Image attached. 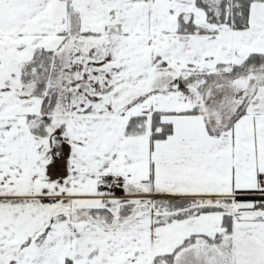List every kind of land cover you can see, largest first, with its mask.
Returning a JSON list of instances; mask_svg holds the SVG:
<instances>
[{
	"label": "snow or ice",
	"instance_id": "snow-or-ice-1",
	"mask_svg": "<svg viewBox=\"0 0 264 264\" xmlns=\"http://www.w3.org/2000/svg\"><path fill=\"white\" fill-rule=\"evenodd\" d=\"M0 264H264V0H0Z\"/></svg>",
	"mask_w": 264,
	"mask_h": 264
}]
</instances>
